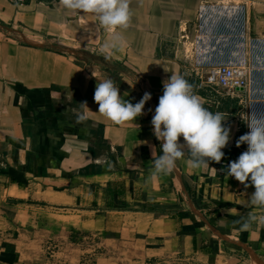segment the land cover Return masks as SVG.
<instances>
[{
	"label": "crops",
	"instance_id": "obj_1",
	"mask_svg": "<svg viewBox=\"0 0 264 264\" xmlns=\"http://www.w3.org/2000/svg\"><path fill=\"white\" fill-rule=\"evenodd\" d=\"M204 6L213 18L199 25ZM129 10L127 27L108 31L61 0H0V264H264V207L251 203L253 185L225 170L247 148L235 143L246 122L264 118V0H129ZM193 32L184 58L174 47ZM85 55L95 61L77 63ZM102 59L123 64V99L151 93L134 120L117 124L98 111L96 83L110 76ZM197 59L241 62L248 81L233 96L195 93L227 117L225 155L193 169L185 148L170 173L155 174L162 141L151 119L162 81L179 74L194 86ZM68 230L94 238L89 254L66 246L77 244ZM53 241L59 249L48 256Z\"/></svg>",
	"mask_w": 264,
	"mask_h": 264
},
{
	"label": "clouds",
	"instance_id": "obj_2",
	"mask_svg": "<svg viewBox=\"0 0 264 264\" xmlns=\"http://www.w3.org/2000/svg\"><path fill=\"white\" fill-rule=\"evenodd\" d=\"M61 3L69 10L96 14L100 25L108 31H114L117 26L127 27L130 20L129 0H61ZM112 46L104 45L106 49ZM162 84L163 93L151 119L153 134L162 141V154L153 161L155 174L170 173L176 161L184 156L185 148L190 154L187 163L193 169L209 166V161L220 162L231 131L230 126L224 123L225 114L204 107L202 100L193 92V85L179 74L171 75ZM150 98L151 93L145 91L138 102L123 99L119 85L112 77L100 78L93 94L98 111L117 124L140 116ZM80 104L87 106V101ZM86 119L83 113L77 116L78 121ZM246 123L249 131L240 135L235 143L237 146L246 144L247 148L237 159L229 162L227 173L245 188L249 183L253 185L251 203L264 207V118L253 117ZM258 220L264 224V215ZM249 226V220L241 225L244 229Z\"/></svg>",
	"mask_w": 264,
	"mask_h": 264
},
{
	"label": "built area",
	"instance_id": "obj_3",
	"mask_svg": "<svg viewBox=\"0 0 264 264\" xmlns=\"http://www.w3.org/2000/svg\"><path fill=\"white\" fill-rule=\"evenodd\" d=\"M12 4L20 7L27 4H44L49 5L58 0H9ZM211 7H200L198 10V21L199 25L205 18L212 21L213 14L211 13ZM202 29V26L200 27ZM198 36L195 38L197 42ZM194 69L197 70L198 79L193 86V92L196 90H205L207 88H218L225 93L230 95H237L239 90L245 88L248 85V81L245 78V72L241 65V62L237 64H222L216 62H200L197 59L196 64H194ZM199 69H204L202 73H198ZM200 72V71H199ZM69 239L72 241H81L86 245H91L94 242L92 236L83 235L80 232H67ZM49 249V248H48ZM48 255L52 256L53 252L48 250Z\"/></svg>",
	"mask_w": 264,
	"mask_h": 264
},
{
	"label": "rangeland",
	"instance_id": "obj_4",
	"mask_svg": "<svg viewBox=\"0 0 264 264\" xmlns=\"http://www.w3.org/2000/svg\"><path fill=\"white\" fill-rule=\"evenodd\" d=\"M195 35V32H193V35L191 38H189V40L187 41L186 44H184L181 40V42H177L175 47H174V50L180 55V56H183L184 58H187V56H189V54L193 51H192V44L191 42H193V37ZM84 56V54H82ZM76 58V61L77 63L79 64H82L84 65V63H89V62H93L95 61L94 59L88 57L87 55H85V58H83L82 60H80L79 56L78 57H75ZM100 61V64H101V67L104 71H106L107 73L110 74L109 77H112L114 79V82L117 83L120 87H127V85L125 84V82H123L120 78H119V73L120 72H124V66L123 64H115L113 62H110L108 60H99ZM186 64H188V68L190 67V64L189 62H186ZM123 66V67H122ZM242 98V97H241ZM239 99V98H238ZM46 224V223H45ZM56 226L51 224L50 222L47 223V231L48 232H55ZM70 231V230H68ZM67 231V232H68ZM68 241H72V240H68ZM67 241V242H68ZM72 242H77L76 246L74 245H70V244H73V243H66V246L70 247V250L72 249H75V252H81L79 255L80 256H83L85 254H89L87 253L85 250L86 249H90L91 246H88L86 244H80L81 241H72ZM51 244H48L47 245V248H46V251L48 252V250H51L53 252V254L56 252V250L58 251L59 249V245L57 246V241H53V242H50ZM83 245V247H82ZM79 246V247H78ZM87 247H90V248H87ZM49 248V249H48ZM48 255V253H47ZM49 256V255H48Z\"/></svg>",
	"mask_w": 264,
	"mask_h": 264
},
{
	"label": "trees",
	"instance_id": "obj_5",
	"mask_svg": "<svg viewBox=\"0 0 264 264\" xmlns=\"http://www.w3.org/2000/svg\"><path fill=\"white\" fill-rule=\"evenodd\" d=\"M225 170H227V168H225Z\"/></svg>",
	"mask_w": 264,
	"mask_h": 264
},
{
	"label": "water",
	"instance_id": "obj_6",
	"mask_svg": "<svg viewBox=\"0 0 264 264\" xmlns=\"http://www.w3.org/2000/svg\"><path fill=\"white\" fill-rule=\"evenodd\" d=\"M81 55H82V54H81ZM81 55H80V56H81ZM80 56H79V57H80Z\"/></svg>",
	"mask_w": 264,
	"mask_h": 264
}]
</instances>
